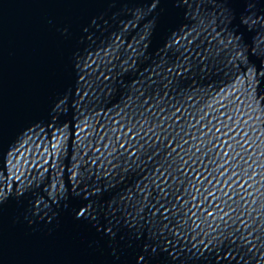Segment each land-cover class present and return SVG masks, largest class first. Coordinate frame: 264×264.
I'll use <instances>...</instances> for the list:
<instances>
[{"label": "water", "instance_id": "1", "mask_svg": "<svg viewBox=\"0 0 264 264\" xmlns=\"http://www.w3.org/2000/svg\"><path fill=\"white\" fill-rule=\"evenodd\" d=\"M103 0H0V201L36 142Z\"/></svg>", "mask_w": 264, "mask_h": 264}]
</instances>
